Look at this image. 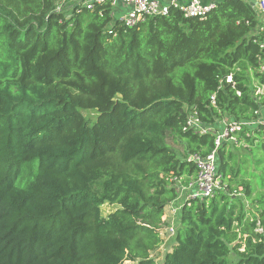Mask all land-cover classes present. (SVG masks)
<instances>
[{
  "label": "trees",
  "instance_id": "obj_1",
  "mask_svg": "<svg viewBox=\"0 0 264 264\" xmlns=\"http://www.w3.org/2000/svg\"><path fill=\"white\" fill-rule=\"evenodd\" d=\"M261 23L252 0L132 27L110 3L0 0V264H156L188 156L215 148L189 114L248 121L264 103ZM235 138L218 149L226 187L185 201L163 264H264V130Z\"/></svg>",
  "mask_w": 264,
  "mask_h": 264
},
{
  "label": "built area",
  "instance_id": "obj_2",
  "mask_svg": "<svg viewBox=\"0 0 264 264\" xmlns=\"http://www.w3.org/2000/svg\"><path fill=\"white\" fill-rule=\"evenodd\" d=\"M220 1V0H219ZM218 0H81L82 4L89 10H93L97 4L110 3L112 13L117 14L126 26H135L141 20L148 16L166 15L171 8L178 9L186 17L206 18L207 15L216 8ZM254 6L262 17V23L258 25L257 33L264 31V0H252ZM64 3L59 4L61 8ZM118 17V15H120ZM264 47V42L261 43ZM260 72L264 73V60L260 66ZM227 83H234L233 75L229 74L225 78ZM221 87V86H220ZM257 95H264V84L260 85L255 92ZM212 105H217L216 95L211 96ZM244 127H249L251 131L256 128L264 130V103L256 111V116L252 120L240 121L227 114L218 119L214 124L203 122L196 112L189 114L186 128H191L199 133H211L215 137V148L206 156H201L197 153H192L188 156V160L195 163L197 168V176L187 185L179 184V193L182 190L187 191V199L191 197L211 198L220 188H225L221 183L219 174V156L218 149L221 148L225 142L236 140L235 134ZM259 224V223H258ZM178 226L174 222L163 225L160 228L162 244L166 245L169 242H176ZM259 231L263 228L258 227ZM153 256V254H152ZM154 257V256H153ZM155 259V257H154ZM156 261V259H155Z\"/></svg>",
  "mask_w": 264,
  "mask_h": 264
},
{
  "label": "crops",
  "instance_id": "obj_3",
  "mask_svg": "<svg viewBox=\"0 0 264 264\" xmlns=\"http://www.w3.org/2000/svg\"><path fill=\"white\" fill-rule=\"evenodd\" d=\"M66 1L74 3L76 0H66ZM238 195L243 197V193H238ZM186 200H187V191L184 189L179 193L178 197L166 207L165 214L163 216L165 222L164 225H167L170 222L176 223L177 226L180 225L182 207ZM246 205L247 207H254V205L250 202H247ZM175 244L176 242L175 243L169 242L166 245L161 244L155 251H153L152 254L156 259V264H163L165 254L171 251L175 246ZM126 262H130V264L132 263L138 264V262L135 261H126Z\"/></svg>",
  "mask_w": 264,
  "mask_h": 264
},
{
  "label": "rangeland",
  "instance_id": "obj_4",
  "mask_svg": "<svg viewBox=\"0 0 264 264\" xmlns=\"http://www.w3.org/2000/svg\"><path fill=\"white\" fill-rule=\"evenodd\" d=\"M81 0H76L75 2H80ZM120 15H118V17H120ZM114 17L117 18V14H114ZM252 77V84H256L257 80L251 75ZM82 112L84 113V115L90 119H94L96 116V111L95 110H90V109H86V110H82ZM176 146V145H175ZM178 147V146H177ZM117 208V205H110V204H105L103 205L102 209H103V213L104 215L109 214L110 212H112L113 210H115ZM125 264H130V262H125ZM133 264V263H132Z\"/></svg>",
  "mask_w": 264,
  "mask_h": 264
},
{
  "label": "water",
  "instance_id": "obj_5",
  "mask_svg": "<svg viewBox=\"0 0 264 264\" xmlns=\"http://www.w3.org/2000/svg\"><path fill=\"white\" fill-rule=\"evenodd\" d=\"M252 3L254 4V1H252Z\"/></svg>",
  "mask_w": 264,
  "mask_h": 264
}]
</instances>
